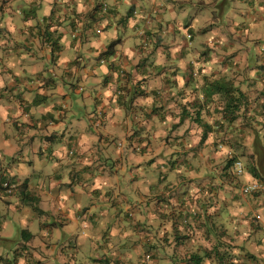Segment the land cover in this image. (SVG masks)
<instances>
[{
    "label": "crops",
    "instance_id": "crops-1",
    "mask_svg": "<svg viewBox=\"0 0 264 264\" xmlns=\"http://www.w3.org/2000/svg\"><path fill=\"white\" fill-rule=\"evenodd\" d=\"M216 1V7H222ZM211 4L204 0H0V127L6 122L14 128L0 132V179H11L17 185L12 195L23 201L32 193L41 213L6 202L8 213L0 212L4 263L11 264L13 246L18 247L15 264H50L49 256L35 259L39 245L53 249L54 257L68 264L63 249L68 239L61 231L67 227L88 232L92 227L89 238L98 241L97 236H102L104 241L99 243L102 253L95 256L103 255L106 264H189L191 256L203 254L202 250L211 251L207 264H221L226 237L215 233L233 234L231 264H264V193L218 192L214 181L225 187L227 169L222 168L218 180L208 157L211 134L223 135L224 123L209 120L213 128L203 138L205 127L193 121L192 114L183 113L185 107L193 113L198 109L194 102H202L205 118L213 114L209 105L214 97L206 102L199 72L211 74V52L202 51L200 43L216 39L217 48L233 52L244 18L252 16L250 9L245 16L239 10L242 5H232L237 12L229 15L230 22L238 25L230 27L220 22L217 10L207 7ZM217 29L225 31L221 38L214 34ZM199 54L206 63L198 62ZM223 66L228 73L220 69L216 77L229 74L232 66ZM91 77L98 79L99 89L96 83L88 91ZM262 80L252 79L251 89L235 83L248 103L237 112V122L224 128L225 138L232 129L239 139L236 152L251 154L240 179L244 183L264 181V100L257 99L264 94L258 91ZM7 87L15 95L5 92ZM188 88L201 91L203 99L186 98ZM80 91L84 111L77 109L83 104L76 97ZM220 144L233 150L229 141L221 139L216 144L218 153ZM133 145L140 147L144 159L131 160ZM157 146L179 154L170 161L165 156L151 159L148 155ZM201 149L207 158L199 157ZM31 150L41 156L42 164L51 165L47 169L60 170L54 177L49 172L50 185L40 194L32 192L35 185L29 178L31 170L36 172L37 160L28 156ZM207 177L212 185L206 186ZM92 183L99 187L90 194ZM192 187H198L197 193L190 192ZM48 216L53 217L54 235L32 246L37 240L35 229L46 233L42 221ZM16 228L26 233L12 245ZM72 242L70 249L75 252L84 243L81 238Z\"/></svg>",
    "mask_w": 264,
    "mask_h": 264
},
{
    "label": "rangeland",
    "instance_id": "rangeland-1",
    "mask_svg": "<svg viewBox=\"0 0 264 264\" xmlns=\"http://www.w3.org/2000/svg\"><path fill=\"white\" fill-rule=\"evenodd\" d=\"M197 1H201V0H197ZM204 1H208L210 4L212 2L211 5H208L207 7L209 9L212 10H217V13L219 15V20L220 22H225L227 24H229L230 27L238 25H232L230 22V18L229 15L232 14H236L237 9L233 8L232 5H242L240 4V0H219L222 3V7L220 5H218L216 7L217 1L216 0H204ZM220 4V3H218ZM191 11L194 13L196 12V10H194L191 6H190ZM248 9H250V13L252 14V16L250 17H245L244 18V22H243V30H241L240 34L235 38L234 42H236V46H234V50H231L233 52H226L227 51L225 49V47L223 48H217L216 45H220V42L217 41L216 39H212V40H207L203 43H200L201 49H203L202 51L205 52H211V57H210V61H208L209 66L211 67V74H216L217 71H219L220 69L222 70V72L224 73H228L225 72L227 70V67H224L223 65L226 64H230L232 67L229 70V74L227 75L229 78H231L232 80H234V83L239 82L240 84H238L239 86L241 85V87L246 88L247 89H251V87L249 86V84L251 83V80L254 78H257L259 81L262 80L259 79V75L260 73H262L264 75V69L261 68L262 66H264V0H245L243 5L241 6V8L239 9L240 11H243L246 13L248 11ZM213 16V21H214V12L211 13ZM261 14V15H260ZM260 15V16H259ZM259 16V18H257ZM156 17V16H155ZM169 17V16H168ZM167 17V18H168ZM188 18V15L186 16ZM222 19V21H221ZM258 19V20H257ZM183 20V16L180 17V21L182 22ZM257 20V21H256ZM148 25V24H147ZM212 27L214 26L213 24L211 25ZM227 29H229V27H226ZM250 28V29H249ZM225 34L224 30H216L214 32L215 36L221 38L222 36ZM169 44H167L168 46ZM251 46H252V50H251ZM207 47V48H206ZM121 53V52H120ZM118 56H121V54H119ZM89 58H92L91 56H89ZM198 56H197V60H198ZM206 63V62H205ZM203 64V63H202ZM207 64V65H208ZM233 64V65H232ZM256 68H259V71H256ZM99 73V72H98ZM257 76V77H256ZM92 79H89L88 82L89 84H86L88 91H90L91 88H95V84L97 83L99 86L97 87V89H99L100 85L99 81L97 78L95 77H91ZM100 78V77H99ZM95 80V81H94ZM245 81V82H244ZM244 83V84H243ZM258 86V85H257ZM259 89L258 91H264V80H262L261 85L258 86ZM10 96L15 95L12 94V90L10 88H6V91ZM184 93L187 94L186 98H191L193 101H196V99H203L202 97V93L200 91V93H198L197 91L193 90V88H188V90H184ZM263 93L258 94V98L257 99H262L264 100V94ZM82 92H79V95H76V97H79L81 99V102L83 104L82 108H77L79 110H86L85 109V105L84 102L82 101ZM196 97V98H195ZM1 98V97H0ZM202 101V100H201ZM202 103V102H201ZM224 105V101L222 99L221 96L216 95L214 96V100L210 102V109L212 111V116H208L206 117V120H210L213 124H216L215 119L218 120L220 117V111L222 110V107ZM88 106V110L93 109V104L89 103L87 104ZM243 105L241 107L240 110H242ZM92 111V110H90ZM256 110H253L252 112L256 115L255 113ZM258 115H261L262 112H258ZM205 114V113H204ZM101 122V118H97V125H100ZM226 123V124H225ZM224 128L226 126H230L229 122H225ZM236 123V122H235ZM233 123V124H235ZM202 128V126H200ZM13 129L12 124L11 123H6L4 122L3 125L0 127V132L3 131V129ZM224 128L222 134L224 135H219L217 132L214 134H211V143L212 145V149L210 150L209 153V159L212 160L211 165H209V167H211L210 169L213 171L214 177L215 175H217V179L220 180L221 175H222V168H224L226 166V160L227 158L230 157V155L237 156L238 159L237 160H241L243 162V167L245 165V167L247 166L248 162H250V152L241 154L239 152H236L235 147L239 144V139H237V136L235 134H233V130L229 129V134L230 137L225 138V132H224ZM234 129V128H233ZM94 136L95 139H97L96 137V133L92 134ZM175 136V135H173ZM221 139H226V142H230L231 145L233 146V150H230L229 147H223L220 144L219 145V149H220V153H218L217 151V143L221 140ZM241 140V139H240ZM247 140H251L250 138H248ZM197 145V140L194 141ZM194 146V147H195ZM159 146H157L156 150L154 152H152L149 156H151V159H156V158H162V156H165L167 161H170L172 156L174 155V157L177 156V154L179 153H171L170 149H166L165 151L163 150V148H158ZM133 149H130L133 153H134V157L132 156L131 160H141L144 159L145 154H143V152H141L140 147L139 146H132ZM137 149V150H135ZM205 149V148H204ZM201 149V154L199 157L200 158H207L206 152L204 154L203 150ZM198 151V149H197ZM45 152L46 149H45ZM34 152L31 150L29 151L28 156H32L34 159H37L35 162V167H36V172L34 171H30V176L29 178L32 180V185H35V187L32 189L33 193L36 194H40L42 192H44L46 189V187H48L49 184V179H50V175L52 177L54 176H58V173H60V170L54 171V170H49L47 169V167H51V165L47 166V162L45 161V163H41L42 159L41 156L38 158L37 156H35V154H33ZM59 152H56V154ZM156 153V154H155ZM53 154V153H51ZM130 154V153H128ZM204 154V155H203ZM220 155V156H217ZM127 156V155H126ZM183 158H187L185 155H183ZM176 159V158H174ZM181 159V158H180ZM8 160V159H7ZM130 160V161H131ZM191 161V158H189V162ZM246 163V164H245ZM222 166V167H221ZM46 167V170H44V168ZM232 167V166H231ZM234 169V171L236 172L235 169V165L229 169L232 170ZM11 170V177L13 178L15 176V173L12 169ZM51 174H50V173ZM244 174V172H243ZM243 174H233L231 172L228 173V177L225 178V184L226 186H221L219 184V181H214V185H216V187H218V189H216L218 192L221 191H228L229 192V196L230 195H238L241 196L243 195L240 191L241 187L243 184L247 183V182H242L240 179H242ZM68 178H70L69 176H67ZM201 179V178H200ZM12 182L11 179H8ZM47 180V181H46ZM261 181H263V179H261ZM98 183H101L98 181ZM205 183L206 186H208L210 183L212 185V181L210 179V177H207L205 179ZM103 184V183H101ZM101 186V185H100ZM95 187H99V185L97 186V184H90L89 185V191L88 193H92L93 190L95 189ZM105 187V186H104ZM197 188H190V192L191 193H197ZM90 193V194H91ZM260 194V193H257ZM256 195V194H253ZM63 196V195H62ZM92 196H96V194H93ZM245 196V195H243ZM247 196H251V195H247ZM234 197V196H231ZM241 198V197H240ZM10 202V203H20L22 209H28L29 207H31L32 211L34 212H38L39 213V204L37 203V200L34 199V196L31 193V198L23 201L19 196H15L12 194H8L7 192L2 193V195H0V212L3 214H7L8 213V208H7V203L6 202ZM212 202V200H211ZM94 213L97 212V210L93 211ZM41 214V213H39ZM54 216L57 217L58 214L56 212H53ZM43 223H45V228H46V233H42L39 229V231L37 229H35V232H37L36 234V241L35 243L32 244V246H36V243H43L45 241H48V239L54 235L55 232V227L53 226V217L52 216H48L46 218H44V220L42 221ZM90 222H92V220H90ZM22 228V227H21ZM21 228H16V236H15V240L13 242L12 245H16L18 243L19 240H22L23 236V232ZM37 230V231H36ZM85 230V229H84ZM48 231V232H47ZM62 235L66 236L68 241L66 243H64V254L69 258L68 259V264H106L103 261V255L102 256H95L99 253H102L103 248L101 245H104V241L102 236H97V237H101L100 240L96 241V240H92L89 237H91L93 235V231H92V227L88 230V232L82 231H78V229L74 228V229H67V227H65L64 231H61ZM217 235H222L223 238L226 237V240L224 242V245L222 246V254L224 255V259L223 261H225L226 263H231L232 260V255L235 253V247H234V240H231L232 237V233L229 234H223V233H215V236L217 237ZM78 238H81V241H84V243L82 245L79 246L78 251L75 252L73 249H70L71 244L73 243L72 240H77ZM18 239V240H17ZM99 243L101 245H99ZM38 248H35V259H39L41 257H39L38 255H46L49 256L48 258L50 259V264H64L61 263L59 261V259L54 257V252L53 249H49L47 248V246H42V248L37 245ZM214 247V244H213ZM18 247H13L11 246L9 248V257L11 260V264H15L14 263V258H15V252L17 251ZM230 253H232V255H230ZM0 264H6L2 261V259H0ZM9 264V263H7ZM107 264H125V263H121V261L117 262V261H110V263ZM204 264H207L206 261Z\"/></svg>",
    "mask_w": 264,
    "mask_h": 264
},
{
    "label": "trees",
    "instance_id": "trees-1",
    "mask_svg": "<svg viewBox=\"0 0 264 264\" xmlns=\"http://www.w3.org/2000/svg\"><path fill=\"white\" fill-rule=\"evenodd\" d=\"M112 45L113 44H111L109 46V48L112 47ZM198 58H199L198 62L200 64L205 62L203 54H199ZM261 68H264V66H262ZM199 72L201 74V80L203 81V85H202L203 86L202 87L203 92L202 93L204 94V96L206 98V102H210L211 98H213L216 95L221 96L223 101H224V105L222 107V110L220 111L221 118H219L218 120L215 119V121L222 122V123H225V122L228 123L229 122V125L237 122V118L239 116V115H237V112L238 111L241 112L240 109H241L242 105L244 106L245 104L248 103L245 93L240 89L239 86L235 85L234 80L229 78L227 75H224L221 77H216L215 73L210 74V75L208 73L203 74L201 69H199ZM169 74H171V73L169 72ZM193 106L197 107L198 109L195 110L193 113H191L185 107L183 113L186 116H190L192 114V117H193L192 120L195 121L199 126L205 127V133L203 134V138H205L206 133L211 131L213 126H212L211 122L209 120L207 121L205 116L202 114L203 113L202 103L194 102ZM187 113H189L190 115H187ZM258 142H259L258 139H256L254 141L255 144ZM173 159H174V155L172 156L171 160H173ZM237 159H238L237 156L233 157L232 155H230V157L227 158L226 166L224 168V169H227V172H226L227 175L229 172L236 175V172L234 171V169H232V170H229V169H231L235 165V163L238 161ZM253 173H254V171H253ZM226 177H228V176H226ZM6 179H8V178L0 179V184H1V182L5 181ZM11 185L13 186V191H12V194H13L17 188V185L14 182H11ZM25 185H26V183L22 184V186H21L22 191L24 190ZM214 187H216V186H214ZM216 189H218V187H216ZM27 198L30 199L31 196L27 195V197L25 199H27ZM24 233H26V232L24 231ZM202 251H203V254L194 253L190 258L191 263H189V264H204L205 259L211 257V253H210L211 251H208V250H206V251L202 250ZM219 259L221 260V264H231V263H226L225 261H224L225 263L223 262L224 255H222Z\"/></svg>",
    "mask_w": 264,
    "mask_h": 264
},
{
    "label": "built area",
    "instance_id": "built-area-1",
    "mask_svg": "<svg viewBox=\"0 0 264 264\" xmlns=\"http://www.w3.org/2000/svg\"><path fill=\"white\" fill-rule=\"evenodd\" d=\"M119 54L121 53L119 52ZM235 169L237 174H243L244 167L243 162L241 160H238L235 163ZM0 189H3L4 192H7L8 194H12L13 186L11 185V181L6 179L5 181L1 182ZM240 191L245 196L257 193H264V181L258 179L249 181L242 185Z\"/></svg>",
    "mask_w": 264,
    "mask_h": 264
},
{
    "label": "clouds",
    "instance_id": "clouds-1",
    "mask_svg": "<svg viewBox=\"0 0 264 264\" xmlns=\"http://www.w3.org/2000/svg\"><path fill=\"white\" fill-rule=\"evenodd\" d=\"M259 180V179H258Z\"/></svg>",
    "mask_w": 264,
    "mask_h": 264
}]
</instances>
